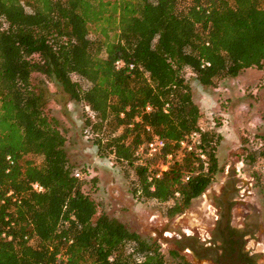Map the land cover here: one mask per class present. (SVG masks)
<instances>
[{"label": "trees", "instance_id": "obj_1", "mask_svg": "<svg viewBox=\"0 0 264 264\" xmlns=\"http://www.w3.org/2000/svg\"><path fill=\"white\" fill-rule=\"evenodd\" d=\"M251 67H264V0H0V264H193L99 210L45 109L46 82L83 105L88 138L131 170L133 195L171 202L172 218L221 170L217 130H201L205 158L179 146L202 119L185 69L217 87ZM153 132L181 153L160 176L163 159L136 154ZM246 157L264 162V136Z\"/></svg>", "mask_w": 264, "mask_h": 264}, {"label": "rangeland", "instance_id": "obj_2", "mask_svg": "<svg viewBox=\"0 0 264 264\" xmlns=\"http://www.w3.org/2000/svg\"><path fill=\"white\" fill-rule=\"evenodd\" d=\"M184 74L189 95L202 110L201 124L220 134L217 155L221 170L202 195L192 199L183 213L172 218L166 215V207L171 202L143 200L133 195L131 170L115 165L98 153L96 145L86 135L83 105L72 101L52 81L46 82L45 109L58 120L66 137L69 162L75 171H79L84 189L98 203L99 210L124 223L141 240L163 250L178 247L193 264H207L206 260L195 257L190 247L177 243L178 230L186 229L201 238L212 232L218 215L214 195L232 175L240 185L241 191L237 195L243 194L241 198H245L235 201L232 215L236 220L247 212L256 210L260 213V231L248 245L258 249L264 260V185L255 179L257 172L264 173V162L253 163L246 157L247 150L256 148L260 137L264 136V67L248 68L237 76L226 78L217 87L202 85L190 68H186ZM42 78V74L35 73L33 81L39 84L44 80ZM82 83L86 85L84 81ZM96 92L100 96V90ZM106 103L103 101L101 106ZM164 229L168 237L163 235Z\"/></svg>", "mask_w": 264, "mask_h": 264}, {"label": "flooded vegetation", "instance_id": "obj_3", "mask_svg": "<svg viewBox=\"0 0 264 264\" xmlns=\"http://www.w3.org/2000/svg\"><path fill=\"white\" fill-rule=\"evenodd\" d=\"M237 183L238 181L229 175L222 183L219 193L214 195L213 201L219 216H216L215 228L206 238L198 237L185 229L182 230V236L178 237L179 245L190 247L194 256L206 260L207 264H232L230 259L247 264H264L259 250L248 245L253 240V236L260 231V213L256 210L247 212L243 216H238L236 220L232 215L235 201L245 200V198H241L244 196L243 194L237 195L241 191L238 189L240 185ZM226 201L229 203L230 214L228 223L223 228L222 218L225 215ZM174 233L176 235V232ZM168 236L165 235V237Z\"/></svg>", "mask_w": 264, "mask_h": 264}, {"label": "built area", "instance_id": "obj_4", "mask_svg": "<svg viewBox=\"0 0 264 264\" xmlns=\"http://www.w3.org/2000/svg\"><path fill=\"white\" fill-rule=\"evenodd\" d=\"M126 65L127 63L124 60L120 59L116 61L117 68H121ZM128 66L129 68H133L134 64L131 63ZM150 109L151 107L150 105H148L147 110ZM204 129L205 127L201 124L200 130H194L186 137L182 138L179 141V146L187 151H195L202 158H205V154L203 152V147H202V140H201V130ZM86 135L88 136V134ZM166 147H167L166 139L161 135H159L158 133L153 132L148 140L138 145L136 154L140 156L141 159L142 157L153 158V159L155 158L161 160L163 159V162L161 163L157 174V176H160L164 171H166L170 167L172 163H174L176 160H179L181 158L180 152L176 154L175 151H167ZM8 159H10V156H8ZM78 174L80 173L78 172ZM185 178L186 180H188L189 175H187ZM32 186L34 189L38 191L43 190V186L40 185L38 182L32 183ZM10 193H12V191ZM3 235H5V233ZM9 238H11V236H9Z\"/></svg>", "mask_w": 264, "mask_h": 264}, {"label": "water", "instance_id": "obj_5", "mask_svg": "<svg viewBox=\"0 0 264 264\" xmlns=\"http://www.w3.org/2000/svg\"><path fill=\"white\" fill-rule=\"evenodd\" d=\"M224 216H223V218H222V227L224 228L226 225H227V223H228V219H229V214H230V208H229V203L226 201L225 202V209H224ZM178 232L180 233V235L182 236V230H178ZM179 238L177 237V240H178ZM230 262L232 263V264H247V263H245V262H241V261H236L235 259H230Z\"/></svg>", "mask_w": 264, "mask_h": 264}, {"label": "crops", "instance_id": "obj_6", "mask_svg": "<svg viewBox=\"0 0 264 264\" xmlns=\"http://www.w3.org/2000/svg\"><path fill=\"white\" fill-rule=\"evenodd\" d=\"M224 80H225V79H224ZM222 81H223V80H222ZM180 230H181V229H180ZM185 230H186V229H185ZM163 231H164V232H163V233H164V235H166V232H167V230H166V229H164Z\"/></svg>", "mask_w": 264, "mask_h": 264}]
</instances>
